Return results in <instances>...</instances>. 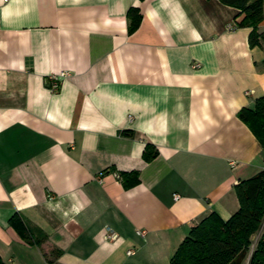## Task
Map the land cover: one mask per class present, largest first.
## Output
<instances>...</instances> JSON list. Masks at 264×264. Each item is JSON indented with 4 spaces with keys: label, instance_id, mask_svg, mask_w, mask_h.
Listing matches in <instances>:
<instances>
[{
    "label": "crops",
    "instance_id": "1",
    "mask_svg": "<svg viewBox=\"0 0 264 264\" xmlns=\"http://www.w3.org/2000/svg\"><path fill=\"white\" fill-rule=\"evenodd\" d=\"M242 17L219 0H0L5 264H170L193 225L237 210L234 184L264 165L237 116L264 94V36L251 46Z\"/></svg>",
    "mask_w": 264,
    "mask_h": 264
},
{
    "label": "trees",
    "instance_id": "2",
    "mask_svg": "<svg viewBox=\"0 0 264 264\" xmlns=\"http://www.w3.org/2000/svg\"><path fill=\"white\" fill-rule=\"evenodd\" d=\"M219 1L239 9L243 17L238 25L251 27L249 44H257L258 38L264 36V32H257V25L264 18L263 0ZM127 16L131 18L128 33H132L141 16L133 7ZM237 116L264 148V94L255 99L252 107H242ZM146 148L143 155L149 160L155 152L149 153ZM121 176L125 187L138 182L137 172L121 173ZM233 190L238 201L237 210L227 220L211 212L193 225L176 248L170 264H264V233L261 232L264 225V165L257 173L234 184ZM16 220V216H12L11 225L27 239L23 226ZM0 264H5L1 258Z\"/></svg>",
    "mask_w": 264,
    "mask_h": 264
},
{
    "label": "built area",
    "instance_id": "3",
    "mask_svg": "<svg viewBox=\"0 0 264 264\" xmlns=\"http://www.w3.org/2000/svg\"><path fill=\"white\" fill-rule=\"evenodd\" d=\"M227 28L229 29H233L232 25H228ZM198 66L197 63H194L192 65V67H196ZM64 73L63 72H59V73H53L51 75H49V77H47L46 79V85L49 88V90L51 91H56L58 89V80L60 76H63ZM130 117V116H129ZM99 180H101V178H99ZM175 197H177V195H175ZM141 236H143V232H138ZM117 237V234L112 231L110 228L107 229V232L105 234V238L106 239H111L114 240ZM132 250H129L128 253H131Z\"/></svg>",
    "mask_w": 264,
    "mask_h": 264
}]
</instances>
